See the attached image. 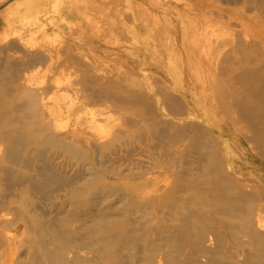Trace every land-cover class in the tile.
<instances>
[{
  "label": "rangeland",
  "instance_id": "rangeland-1",
  "mask_svg": "<svg viewBox=\"0 0 264 264\" xmlns=\"http://www.w3.org/2000/svg\"><path fill=\"white\" fill-rule=\"evenodd\" d=\"M0 264H264V0H0Z\"/></svg>",
  "mask_w": 264,
  "mask_h": 264
},
{
  "label": "bare ground",
  "instance_id": "bare-ground-1",
  "mask_svg": "<svg viewBox=\"0 0 264 264\" xmlns=\"http://www.w3.org/2000/svg\"><path fill=\"white\" fill-rule=\"evenodd\" d=\"M13 7V6H12Z\"/></svg>",
  "mask_w": 264,
  "mask_h": 264
}]
</instances>
